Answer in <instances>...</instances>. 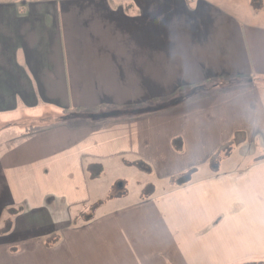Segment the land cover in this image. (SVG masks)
Segmentation results:
<instances>
[{"label": "crops", "instance_id": "1", "mask_svg": "<svg viewBox=\"0 0 264 264\" xmlns=\"http://www.w3.org/2000/svg\"><path fill=\"white\" fill-rule=\"evenodd\" d=\"M240 8L0 0V264H264V23ZM229 148L254 158L197 176ZM129 160L173 185L79 220L89 171Z\"/></svg>", "mask_w": 264, "mask_h": 264}, {"label": "rangeland", "instance_id": "2", "mask_svg": "<svg viewBox=\"0 0 264 264\" xmlns=\"http://www.w3.org/2000/svg\"><path fill=\"white\" fill-rule=\"evenodd\" d=\"M230 1L238 3L242 7L240 9L245 13L249 22H254L255 24L264 23L262 20L264 19V0ZM255 15L258 16L256 17ZM19 132L20 129L18 127L8 129L0 133V139L5 136L10 137L19 134ZM262 154L264 153L259 151L254 156L260 158ZM253 158L245 157L241 150L229 148L221 153L215 163L195 168V172L199 174L197 175L198 177H201L211 175L214 171H239L238 168L240 166L245 167V163L250 162ZM132 162V160H129L127 164L124 162L126 164L125 167H118L114 171L107 169L99 179L93 177L92 173L95 170L89 171V187L92 193V199L89 207L84 212H78L77 218L79 220H85L94 214L107 212L117 206L130 204L138 201L142 196L150 195L153 190L155 192H161L164 188L167 189L173 185L168 180L159 181L153 174L149 175L148 172L146 173L140 166Z\"/></svg>", "mask_w": 264, "mask_h": 264}, {"label": "trees", "instance_id": "3", "mask_svg": "<svg viewBox=\"0 0 264 264\" xmlns=\"http://www.w3.org/2000/svg\"><path fill=\"white\" fill-rule=\"evenodd\" d=\"M245 139L244 136H242L240 133H237L233 139V141L231 143L233 144H239V142H243ZM192 172L186 173V174H181L175 178H178L179 180L183 181V182H188L189 178L191 177ZM174 178V179H175Z\"/></svg>", "mask_w": 264, "mask_h": 264}]
</instances>
